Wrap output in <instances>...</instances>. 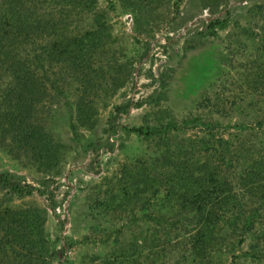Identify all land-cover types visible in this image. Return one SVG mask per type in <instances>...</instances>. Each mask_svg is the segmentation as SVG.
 Wrapping results in <instances>:
<instances>
[{
    "label": "rangeland",
    "instance_id": "374dc122",
    "mask_svg": "<svg viewBox=\"0 0 264 264\" xmlns=\"http://www.w3.org/2000/svg\"><path fill=\"white\" fill-rule=\"evenodd\" d=\"M96 17L101 69L84 97L94 126L76 124L67 103L78 84L65 78L60 105L32 109L65 145L58 164L40 169L0 139V172L33 187L22 198L0 190V207L45 211V237L63 254L51 264H231L234 249L258 254L236 264H264L263 200L210 192L203 202L228 230L207 242L199 197L181 195L170 175L210 181L264 160V0H97L78 29ZM6 69L0 100L14 82ZM234 210L258 223L237 249Z\"/></svg>",
    "mask_w": 264,
    "mask_h": 264
},
{
    "label": "trees",
    "instance_id": "16d2710c",
    "mask_svg": "<svg viewBox=\"0 0 264 264\" xmlns=\"http://www.w3.org/2000/svg\"><path fill=\"white\" fill-rule=\"evenodd\" d=\"M96 3L97 0H0V67L4 69L5 65L14 81L0 100V139L9 142L10 151L15 154L29 155L40 169L54 168L65 145L51 134L38 114L33 119L32 109L60 105L57 100L65 97V78L72 77L78 84L80 94L72 103H67L68 107H74L76 124L87 123L88 128L95 124L93 102H87L84 97L87 89L97 88L92 84L97 76L90 79L88 75L101 69L98 64L94 68L92 63L96 62V54L102 46L103 30L97 17L90 28L78 29V25H85L84 17ZM20 47L23 58L18 54ZM71 129L76 131L74 123ZM132 130L137 134L142 132L140 128ZM240 169L227 177L217 173L215 180L203 182L195 180L196 175L192 173L181 180L170 172L171 185L178 186L181 195L195 201L199 197L200 205L193 210L202 219L200 231L206 236L204 241L211 240V233L215 239L228 230L223 229L219 221H213L216 204L203 202L206 196L210 197V192L226 186L228 196L224 200H233L231 194L237 198L242 192L264 201V160ZM0 190L22 198L32 194L33 187L21 183L10 173L0 172ZM255 204L253 208L257 207L256 199ZM237 211L234 210L227 224L234 234L232 238L236 243L232 245L236 249L245 240L241 235L248 229H256L258 224L249 215L235 221ZM45 220V211L41 208L0 207V264H51L54 259L60 262L63 254L51 249L45 237ZM255 242L258 246L260 240ZM230 252L231 264H236L241 256L251 260L258 257L247 252L237 255L235 249Z\"/></svg>",
    "mask_w": 264,
    "mask_h": 264
}]
</instances>
